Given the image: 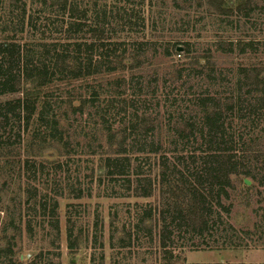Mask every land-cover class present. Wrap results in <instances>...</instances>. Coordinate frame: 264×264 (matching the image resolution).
<instances>
[{"label":"rangeland","instance_id":"1","mask_svg":"<svg viewBox=\"0 0 264 264\" xmlns=\"http://www.w3.org/2000/svg\"><path fill=\"white\" fill-rule=\"evenodd\" d=\"M221 1L0 0V42L48 40L59 36L53 29L63 27L69 13L84 14L83 29L73 36L91 39L95 34L90 29L98 25L106 40L128 43L125 55L134 58L133 66L42 85L21 78L14 90L0 92L1 113L5 102L17 97L27 96L35 104L27 121L18 107L8 117L0 114V264H264V185L257 179L245 177L246 183L242 174L231 176L233 188L228 187L229 198L223 200L231 207L219 226L248 229L250 233L236 235L249 244L192 249L171 226L168 239L163 237L166 197L178 196L176 187L170 191L168 186L177 183L179 190V181H158L149 196H141L135 194L134 180L97 173L106 156L127 153L129 179L134 177L142 140L129 130L124 133L121 125L126 117H142L143 112L147 117L158 113L160 120L145 140L156 141L157 152H148L150 160L157 164L160 153L169 155L172 144L163 117H170V108L163 102L142 107L138 99L144 95L136 94L139 81L146 88L158 75L159 91H167L171 83L163 79L182 69L176 80L183 82L181 90L211 93L222 101L238 88L244 92L236 94L241 102L264 106V78L249 92L247 85L237 87L239 79L251 83L255 72L264 71V0H238L232 8H222ZM242 41L252 43L242 49ZM37 59L40 65L43 59ZM17 63L19 67L6 71H20L24 61ZM190 67L206 75L188 74ZM164 95L159 93L160 98ZM15 111L19 117H13ZM179 111L185 117L200 115L195 106L182 105ZM12 132L20 133L21 140L15 142L16 136L13 144H6ZM120 135L126 138L118 144ZM253 135L257 138L245 145L240 167L259 177L264 172V133ZM123 148L126 152L117 154ZM144 207L152 209L153 225L137 230L136 214Z\"/></svg>","mask_w":264,"mask_h":264},{"label":"trees","instance_id":"2","mask_svg":"<svg viewBox=\"0 0 264 264\" xmlns=\"http://www.w3.org/2000/svg\"><path fill=\"white\" fill-rule=\"evenodd\" d=\"M238 3V0H222L220 5L223 6L222 8H232L237 6ZM84 16V14L73 16L69 13L65 25L60 26L59 29H53L59 36L48 40L39 39L38 42L8 40L0 42V66L5 64V68L0 69V92L14 90L16 83L21 78L33 81L36 86L47 84L54 79L86 76L103 71H113L121 66H133L134 58L125 55L128 43H121V41L118 42L112 39L106 40L102 36L104 33L100 26L94 24L90 29L94 30L92 32L95 34L91 39L73 36L77 31L83 29L84 22L82 20ZM61 22L63 23V21ZM26 24L28 29H35L36 27L33 23ZM251 43V41H242L239 44L244 49V45ZM40 57L43 59L40 64L41 68L37 59ZM20 59L24 61L20 71H6L15 64H18L19 67L17 62ZM194 60L198 61L195 58ZM181 70L177 69L170 73L171 79H163L171 83V87L167 91H159L157 85L158 75H154L149 79L152 83L149 87L143 88L140 81L136 86L137 96L144 95L143 99H138L141 102L143 101L142 107L148 108L150 104L159 107V104L163 102L166 107L170 108L168 111L170 117H163L166 129L170 132L169 143L172 144V148L167 150L169 155L166 156V151L164 154L160 153L162 158L160 157V161L154 164V161L150 160V153H148L149 151L152 153L157 152L156 147H153L156 141L150 139L146 142L145 140L149 135H154L152 130L159 127L160 120L156 115L158 113H155L153 117L145 116L144 112L142 117H126V123L121 125V127L123 126L122 131L125 133L129 130L130 135L134 132L137 141L142 140L138 147L142 153L134 167V171H132L134 177L129 179L131 172H127V170L129 169L128 161L131 158L127 153L106 156L100 170L97 172L98 176L112 177L117 173L122 179H126L128 183L134 180L136 182L135 194L141 196H149L153 185L158 181H179V190L177 183L173 187L168 186L170 191L176 187L173 191L177 192L178 196L170 194L166 197L168 205L162 209L165 214L162 219L164 220L162 224L164 238L168 239L169 234L172 233V229L168 228L171 226L178 230V233L187 242V246L192 249L246 246L249 243L243 241V236H237L236 234H248L250 233L248 229H236L230 223L226 228L219 226L222 223V214H228L231 207V202L225 204L223 201L229 198L228 187L233 188L231 176L242 174V178H254L264 185V172L257 177L248 169L240 167L242 166V160L246 158L245 145L250 144L251 141L257 138L256 135H253L256 131L264 133V117H262L264 106L260 103L255 105L250 103L249 105V101H247V104L241 102L238 96L244 94V92L241 93L238 88L236 91L238 96L231 93L222 101L220 97L211 93L181 90L183 82L176 84V80L182 74ZM187 73L206 75L205 73L202 74L201 70L192 67L188 68ZM248 75L244 74V77ZM252 78L254 80L251 83L239 79L237 87H241V83L247 85V88H249L247 92H249L253 88L252 86L264 78V71L255 72ZM189 87L191 88V85ZM159 93L165 94L164 97L160 98ZM149 98H151L150 101H148ZM182 105L187 109L194 106L198 107L199 117H195V115L185 117L184 111H179ZM16 107H18L17 110H23V117L27 121L35 109L34 100L25 96L17 97L13 101H6L1 107L3 113L0 112V114L8 117L9 112ZM18 113L15 111L13 117H19ZM41 113L38 112V117H43ZM233 118L239 119L241 123L233 121ZM52 121L54 122L53 117ZM9 124L13 128V121ZM23 124L25 125L24 122ZM225 126L231 127V130L225 129ZM16 131L18 130H13V132ZM13 132L6 137V144H13L11 140H15L16 136H20V133ZM124 138L126 136L121 137L120 135L118 144L123 142ZM20 140L19 137V140L16 139L15 142ZM121 150L117 154L126 152L124 148ZM257 151H260V148ZM167 157L171 158L168 160ZM154 169L157 172L156 174L152 173ZM241 184L246 187L249 186L243 179H241ZM165 216H168V218L166 219ZM155 219L157 220V217ZM153 221L152 209L144 207L136 214L135 227L137 230L143 228L150 230ZM162 245L165 252L172 256V250L168 249L169 246L165 243ZM207 264L230 263L214 262Z\"/></svg>","mask_w":264,"mask_h":264},{"label":"water","instance_id":"3","mask_svg":"<svg viewBox=\"0 0 264 264\" xmlns=\"http://www.w3.org/2000/svg\"><path fill=\"white\" fill-rule=\"evenodd\" d=\"M177 48H178V49H181V46L178 45ZM244 181H245L246 183H249V180L246 179V178L244 179Z\"/></svg>","mask_w":264,"mask_h":264}]
</instances>
